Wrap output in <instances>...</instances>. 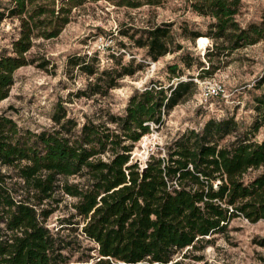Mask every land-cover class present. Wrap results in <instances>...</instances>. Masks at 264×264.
Wrapping results in <instances>:
<instances>
[{
  "label": "trees",
  "instance_id": "16d2710c",
  "mask_svg": "<svg viewBox=\"0 0 264 264\" xmlns=\"http://www.w3.org/2000/svg\"><path fill=\"white\" fill-rule=\"evenodd\" d=\"M97 0H10L0 21H18V37L0 56V103L8 98L14 74L33 64L36 41L59 36L73 12ZM117 8L159 7L164 0H104ZM199 16L209 17L213 45L206 60L222 51L242 49L263 37L261 26L241 27L235 19L241 0H186ZM170 23L138 29L130 40L152 62L179 52ZM127 36V33L122 34ZM199 37L194 34L193 38ZM184 59V60H183ZM186 68L190 65L182 57ZM90 80L79 96L103 100L124 76L137 70L118 64L101 70L96 56L71 58ZM181 77L178 65L167 67ZM192 81L165 87L156 82L136 89L122 114L101 106L79 123L57 103L53 127L21 131L0 112V264H189L204 262L210 237L238 218L264 220V73L254 87V120L245 131L233 118L207 120L200 131L187 130L144 163L132 156L135 145L161 127L173 108L191 93ZM227 137L233 139L220 144ZM248 172H257L249 181ZM64 198L72 212L61 225L80 226L95 247L93 255L71 261L70 242L53 233L47 220ZM75 221V222H73ZM264 247V239L259 242ZM204 264H207L204 262Z\"/></svg>",
  "mask_w": 264,
  "mask_h": 264
},
{
  "label": "rangeland",
  "instance_id": "374dc122",
  "mask_svg": "<svg viewBox=\"0 0 264 264\" xmlns=\"http://www.w3.org/2000/svg\"><path fill=\"white\" fill-rule=\"evenodd\" d=\"M10 0H0V11ZM236 21L241 27L250 24L261 26L262 39L252 46L229 52L222 51L219 57L206 60L213 40L208 37L209 17L194 13L186 0H164L159 7L138 9L117 8L104 0L85 4L73 12L72 21L58 37L48 41H36L29 56L33 64L19 69L14 74V83L7 99L0 103V112L10 117L17 127L25 132H41L53 127L51 120L56 104L61 103L70 117L79 123L105 106L115 114H122L129 96L136 89L159 82L165 87L178 80L192 81V93L176 105L159 128H151L149 134L135 145L132 156L144 163L149 154L160 152L187 130L200 131L209 119L233 118L241 132L248 129L254 120L253 99L261 89L254 87L264 73V0H241ZM170 23L171 33L182 49L167 54L152 62L146 50L137 48L130 37L139 36L138 29L154 24ZM18 21L4 18L0 21V56L9 54L11 43L18 37ZM127 33V36L122 34ZM194 34L199 37L193 38ZM86 57L98 60L101 70L130 66L137 70L132 76H124L119 86L103 100L98 96L82 97L80 92L90 80L71 58ZM182 57L190 65L186 68ZM184 60V59H183ZM178 65L181 77L172 78L167 67ZM220 87L218 95L204 97V91ZM227 137L220 144L229 143ZM264 139V125L255 135V141ZM257 172H248L249 181ZM70 198H64L58 210L47 220L53 233L70 242L72 260L93 255L95 245L82 236L80 226L61 225L62 218L71 212ZM75 222V221H73ZM211 243L193 256H203L207 264H264V220L251 224L244 219L233 220L226 231L210 237ZM200 262L199 264H204ZM189 264H198L189 260Z\"/></svg>",
  "mask_w": 264,
  "mask_h": 264
},
{
  "label": "built area",
  "instance_id": "2783aa9c",
  "mask_svg": "<svg viewBox=\"0 0 264 264\" xmlns=\"http://www.w3.org/2000/svg\"><path fill=\"white\" fill-rule=\"evenodd\" d=\"M220 91H221L220 87L211 86L204 91L203 95L205 98L212 97L214 95H218Z\"/></svg>",
  "mask_w": 264,
  "mask_h": 264
}]
</instances>
